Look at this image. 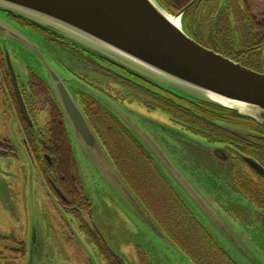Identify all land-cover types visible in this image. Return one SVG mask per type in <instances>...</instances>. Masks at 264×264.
<instances>
[{
	"label": "flooded vegetation",
	"instance_id": "af4514ba",
	"mask_svg": "<svg viewBox=\"0 0 264 264\" xmlns=\"http://www.w3.org/2000/svg\"><path fill=\"white\" fill-rule=\"evenodd\" d=\"M159 1L163 5L170 4V11L177 14L192 0H188L185 7L177 12H175L177 7L175 3L187 0ZM251 1L200 0L185 14L184 26L188 34L199 44L216 52L215 37H206L209 27L204 23L206 20L213 23V15L217 21L226 20L227 25L230 26L228 32L234 37L232 40L239 41L242 36H246L243 38L246 46L239 45L240 52L237 55L241 65L264 75V8L261 12L256 11ZM0 17L8 18L21 28L33 29L40 35L41 46L71 75H75L82 82L129 109L130 114L148 134L164 146L170 155L174 154L183 170L194 178V182L203 189L207 187L206 194L212 198L223 214L232 220V226L244 235L247 244L254 248L264 260V127L261 124L225 107L169 92L154 82L133 75L121 66L114 65L99 56H93L60 40L52 33L26 23L21 17L2 11H0ZM237 25L241 26L239 31L235 29ZM211 26L214 31L213 24ZM11 57L7 38L0 35V99H2L0 125L4 115L9 120L8 128L14 131L16 138L19 134L18 141L14 136H0V158L19 159L22 152L40 172L42 182L55 197L60 213L71 217L78 225L77 229L86 236V241L92 246L95 255H98L96 262L127 264L125 259L115 251V248H118L115 242L123 232L120 235L103 234L104 232L99 229L98 218H95L94 206L87 198L84 189L82 188L88 205L86 208L85 203L80 202V198L72 199L69 196L67 185H60L56 181L58 177L54 171V161L47 151L49 144L45 137L48 116L46 125L40 126V120L48 108H45L44 103H39L38 108L30 105V74L28 86L25 87L21 77H18ZM12 71L17 77L20 96L30 120L25 116L17 97ZM83 108L85 110V107ZM125 134L127 141L131 142L130 145L138 148L139 154L145 158L150 172L153 171L154 175L164 182L168 191L176 195L142 147L130 133ZM110 156L116 160L115 157ZM120 170L127 178L123 169L120 168ZM1 174L0 194L7 186L4 179L9 178L6 173ZM77 176L81 181L79 171ZM129 184L141 198V194L139 195L134 189V185ZM4 204L3 209H10L5 201ZM182 206L186 209L183 203ZM189 221L190 226L198 229L197 224H200L198 220L195 219L196 224L192 219ZM158 223L164 230L163 224L159 221ZM167 228L172 232L166 231L172 240L187 256L191 257L195 264L199 263L193 257H198L199 254L206 255L203 251L204 246L212 250L211 253L216 257V260L203 258L205 264H235L223 250L219 249L212 238H209L211 240L209 243L203 242L202 247L190 245L189 241H186L184 242L185 250L179 241L186 230L179 224L175 225L171 222H167ZM70 234L74 235L72 230ZM50 238L53 237L50 236ZM73 238L74 236H71V239ZM108 238L112 244L108 243ZM47 255L49 257L48 252ZM142 256L140 253L139 264H153L147 256L145 258ZM48 260L51 264H53L52 260L55 264H59L50 257ZM0 264H30L26 230L18 224L5 222L0 225Z\"/></svg>",
	"mask_w": 264,
	"mask_h": 264
},
{
	"label": "water",
	"instance_id": "95a60500",
	"mask_svg": "<svg viewBox=\"0 0 264 264\" xmlns=\"http://www.w3.org/2000/svg\"><path fill=\"white\" fill-rule=\"evenodd\" d=\"M199 1L192 0L176 15L162 7L159 0H0V11L30 21L67 43L116 63L169 92L236 111L264 127V75L208 50L188 34L184 26L185 14ZM0 35L24 52L43 55L42 50L22 33L19 25L8 18L0 17ZM48 57L50 60L42 56L48 78L35 75L49 87L65 118L66 128H70L83 157L97 173L101 189L128 213L142 232H149L167 243L185 264H195L162 229L117 168L81 106L79 95L94 100L130 133L194 219L209 232L230 260L240 264L235 258L239 256L247 262L245 264H264L244 235L232 226L230 219L206 194L207 187H199L174 154L170 155L149 135L129 109L71 75L52 55ZM12 77L28 119L13 71ZM223 244L233 250L228 253Z\"/></svg>",
	"mask_w": 264,
	"mask_h": 264
},
{
	"label": "rangeland",
	"instance_id": "374dc122",
	"mask_svg": "<svg viewBox=\"0 0 264 264\" xmlns=\"http://www.w3.org/2000/svg\"><path fill=\"white\" fill-rule=\"evenodd\" d=\"M251 3H253L252 7L255 6L256 11L261 12L264 8V0H252ZM20 30L32 44L42 50L46 59L50 60L48 57L49 52L39 43L40 35L36 34L31 28L20 27ZM7 46L10 49L13 66L25 87L28 86L30 71L40 77L43 76L45 79L48 78L42 54L24 52L20 46L11 45L9 42ZM54 60L58 65H61L56 58ZM1 102L2 99H0V107H2ZM47 116L48 110L43 114L42 120H40L41 127L46 125ZM1 121L0 136L8 135V137L14 136L16 138L14 131L8 128L9 120L4 115H2ZM115 134L123 133H117L114 127L108 130V141L113 139L117 143L120 142L119 145L113 146L115 157L119 159L127 175L135 177V179H131H133L140 192L143 193L148 203L154 205L157 210L162 208L159 212L161 220L165 217L168 223L179 224L187 232H195L194 227L189 225L191 223L188 217L184 216L181 213L182 211H178L179 204L174 206L172 204H164V207L153 204L156 201L154 197L163 199L165 203L170 201L168 195L173 194L168 191L164 182L154 175L153 171L150 172L145 158L139 152V156L136 157L130 145L131 142L120 136H118L119 139H116L114 137L116 136ZM68 135L83 189L94 206L95 218H98L100 231L104 232L103 234L105 235H120L123 232L115 242L118 247L115 248L116 253L123 257L127 264H139L140 253H142L143 258L147 256L148 260L153 264H185L182 257L167 243L161 242L156 237L154 238L149 232H142L135 222L130 219L128 213L106 196L100 187V182L97 180V173L90 168L89 163L83 157L70 128H68ZM18 138L15 140L18 141ZM138 158L143 159L141 161L142 165L136 167L131 163V160L135 161ZM1 173H6L9 178L8 180L4 179L7 186L2 187V194H0V225L10 222L18 224L26 230L30 264H51L48 260L49 257L56 260L59 264L63 262L65 264H92V262L93 264H102L99 261L96 262L98 255H95L92 246L86 241V236L77 229L78 225L75 221L71 217H66L60 213L55 197L50 193L47 185L45 186L42 182L40 172H38L36 166L33 167L32 162L25 158L22 152L19 159L6 160L0 158V183ZM159 181L160 186L158 185ZM4 201L10 209L2 208V206H5ZM175 207L178 209L174 210L173 208ZM193 213L198 216L195 210H193ZM230 222L232 224L231 219ZM71 230L74 235L70 234ZM50 236L53 238H50ZM71 236H74V238L71 239ZM108 243L112 244L109 238ZM145 245L149 248H146ZM223 247L228 253L233 250L227 244H223ZM204 251L208 259L216 260L213 253ZM256 253L258 254V252ZM235 258L240 264L247 263L239 256H235ZM52 262L55 264L53 260Z\"/></svg>",
	"mask_w": 264,
	"mask_h": 264
},
{
	"label": "trees",
	"instance_id": "16d2710c",
	"mask_svg": "<svg viewBox=\"0 0 264 264\" xmlns=\"http://www.w3.org/2000/svg\"><path fill=\"white\" fill-rule=\"evenodd\" d=\"M187 2H188V0L187 1H179V2L175 3V6H177L175 8V12L184 8L185 4ZM161 5H162V7L167 9V11L170 14H172V15L176 14V13L173 14L170 11V9H171L170 4L166 3L164 5L163 4H161ZM23 20L26 23H31L32 25H34L37 28L43 29L42 27L37 26L36 24H34L30 21H27L25 19H23ZM204 24L209 27L208 33H206L207 34L206 37H208V38H210V37L214 38L215 37L216 52L221 54V55H224L225 57L230 58L231 60H235L236 62L241 64L240 59L237 57V55L240 52V46H242V47L246 46V42L243 39L246 36H242V38H240L241 40H239V41L232 40L234 37L231 35L230 32H228V29L230 28V26L227 25L226 20L217 21V19H215L214 15H213V23L211 21L206 20V22ZM212 24L214 26V31L212 30L213 29V27L211 26ZM235 29L237 31H239L241 29V26L237 25V26H235ZM43 30L48 32L45 29H43ZM48 33H51V32H48ZM52 34H54V33H52ZM55 36L57 38H59L57 35H55ZM59 39L61 40L62 38H59ZM62 40H64V39H62ZM75 47H77V46H75ZM82 51H85V50H82ZM85 52H87V51H85ZM89 54H91V53H89ZM111 63H113V62H111ZM130 73H132V72H130ZM133 75H135V74H133ZM30 77H31L30 86H29L30 87V89H29L30 95H31L30 96V98H31L30 99V105L38 108L39 103L40 104L44 103L45 108H48V119L49 120H48V123L46 126L47 134L45 137L48 140V144H49L47 151L51 155L52 161H54V171L56 172L57 177H58V179L56 181L60 185H64V186L67 185L69 187V191H68L69 196H71L72 199H76V198L79 199L80 198V200H81L80 202L85 203V208H86L88 205L85 202L84 192L82 189L83 188L82 182L80 181L79 177L77 176V174H78L77 162H76L74 155H73V150H72L71 142H70L69 135H68V128H66L65 118H63L60 107H58L54 97H52V93H51L49 87H47L45 85V83L42 80H40L38 78V76L35 75L34 72H30ZM79 101H80V104L83 107H85L87 117H89V120L91 122L92 127H94L95 131L98 133V136H99V138H101V140H102L105 148L107 149L108 153L110 155H112L113 157H115L113 146L119 145L120 142L117 143L113 139L111 141H108V138H109L108 137V130H110L111 128L114 127L116 129L117 133L118 132L123 133V134H115L116 136H114V137L116 139H119L118 136L122 137L123 139H126L125 138L126 131L119 124H117V122L113 119V117L109 116L108 113H106L103 109H101L100 106L96 105V102L94 100L92 101L90 98H85L84 96L79 95ZM126 144H128V143H126ZM131 147H132V145H131ZM132 148H133L134 152L138 153V148H135V147H132ZM137 156L138 155H136V157ZM115 158H116V160L114 158H113V160L116 163L117 168L119 170H120V168L123 169L121 166L122 164L119 161V159L117 157H115ZM142 160H143L142 158H138L135 161L131 160V163L137 167L138 165H142V163H141ZM123 171H124V173H126L125 169H123ZM126 177L127 178H125V177L124 178L127 179L128 183H132L134 185V189L138 192V194L139 195L141 194L140 200L144 201V203L147 206V209H149L151 211V214L156 219V221H159V222H161V224H163L165 231L172 233L167 228V221L168 220L165 219V217H164V219H163L164 221H163L159 217V212L161 211L162 208L157 210L154 205L148 203V201L144 197L143 193H141L140 190L137 188V186L134 184L133 179H135V177H133L132 175L129 176V175H127V173H126ZM131 178H133V179H131ZM158 185L159 186L161 185L160 181H159ZM173 195H168L170 201H167L165 203L163 202V199H161L159 197H154V199H156V201H154L153 204L161 205L162 207H164V204H172V206H174L175 204H179V207H178L179 209L176 207L173 209L174 210L178 209L179 212L182 211L181 213L184 216H187L189 219H192L193 222L196 224L195 219H193V216L190 213L189 209H187V208L185 209L182 206L183 202L181 201V199L178 198L177 195H174L175 197ZM167 213H169V212H167ZM197 226H198V229L195 226H193L194 230H196L195 232H187L186 231L184 233V235L182 236V238L179 241L181 243V245H183L185 247L184 242H186V241H189L190 245H195L197 247L204 246L203 242L209 243V240H210L209 238H211V235L209 234V232H207L206 229L201 227L202 225L200 226V224H197ZM184 249L186 250V247ZM214 249H216L215 245H214ZM219 249H221V248H219ZM204 250H206L208 252H212V250L206 248L205 246L203 247V251ZM202 256H200V254H199L198 257H193V258L199 264H205V262L203 261V258H205V260H209V259L204 254H202ZM190 259H191V257H190ZM192 262H193V260H192Z\"/></svg>",
	"mask_w": 264,
	"mask_h": 264
},
{
	"label": "bare ground",
	"instance_id": "6f19581e",
	"mask_svg": "<svg viewBox=\"0 0 264 264\" xmlns=\"http://www.w3.org/2000/svg\"><path fill=\"white\" fill-rule=\"evenodd\" d=\"M177 24V23H176Z\"/></svg>",
	"mask_w": 264,
	"mask_h": 264
}]
</instances>
